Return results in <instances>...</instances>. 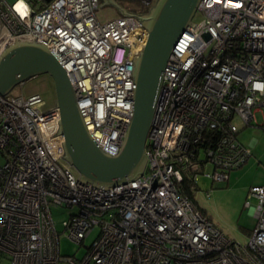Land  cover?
Instances as JSON below:
<instances>
[{
    "label": "built area",
    "instance_id": "obj_1",
    "mask_svg": "<svg viewBox=\"0 0 264 264\" xmlns=\"http://www.w3.org/2000/svg\"><path fill=\"white\" fill-rule=\"evenodd\" d=\"M99 5L0 0V58L16 41L46 46L68 73L88 131L116 155L134 109L132 63L148 32L135 16L101 21ZM59 121L39 93L0 96V264H264V185L250 191L256 224L244 244L183 190L185 181L198 187L201 175L228 180L246 163L252 151L238 121L264 128V0L200 1L165 67L138 179L82 181L65 159ZM58 206L78 208L63 226L86 247L82 256L60 251Z\"/></svg>",
    "mask_w": 264,
    "mask_h": 264
},
{
    "label": "water",
    "instance_id": "obj_2",
    "mask_svg": "<svg viewBox=\"0 0 264 264\" xmlns=\"http://www.w3.org/2000/svg\"><path fill=\"white\" fill-rule=\"evenodd\" d=\"M201 0H156L149 12L135 14L114 0L100 6H116L124 16H135L147 29L146 42L132 63L134 109L118 154L104 152L92 137L78 108L68 73L43 44L16 41L0 58V96L25 81L48 74L56 90L60 133L64 136L65 159L80 179L110 187L143 175L148 135L153 125L167 62L183 32L193 22ZM206 37L209 35L206 34Z\"/></svg>",
    "mask_w": 264,
    "mask_h": 264
},
{
    "label": "rangeland",
    "instance_id": "obj_3",
    "mask_svg": "<svg viewBox=\"0 0 264 264\" xmlns=\"http://www.w3.org/2000/svg\"><path fill=\"white\" fill-rule=\"evenodd\" d=\"M15 0H8L12 3ZM145 11L151 6L142 5ZM101 17H106L108 8L98 9ZM199 19V15L195 17ZM13 94L31 95L39 93L44 99V107L51 108L56 104V90L54 81L48 74L38 75L24 83L16 86ZM256 122H262L260 113H256ZM248 126L243 128L238 121L241 132L239 140L245 144L252 154L246 163L238 169L230 172V177L225 181H213L211 178L200 176L198 187H195L194 197L198 202V206L202 208L204 215L212 221L216 227L230 239L247 243L251 231L256 224V206L258 199L250 193L252 187L264 185V128L261 126ZM0 162L2 160L0 159ZM207 171L212 170L209 165ZM210 191V197L206 196V192ZM77 207L58 206L52 208V215L57 230L60 232L59 248L62 254L82 256L86 247L77 242L72 241L64 235L63 221L70 219L71 215L77 214ZM97 229L85 239L84 244L90 245L97 234Z\"/></svg>",
    "mask_w": 264,
    "mask_h": 264
},
{
    "label": "crops",
    "instance_id": "obj_4",
    "mask_svg": "<svg viewBox=\"0 0 264 264\" xmlns=\"http://www.w3.org/2000/svg\"><path fill=\"white\" fill-rule=\"evenodd\" d=\"M120 7L126 9L127 11L129 12H132V13H135V14H144L146 13V11L142 8V6L138 5L136 2H140L142 3V5L144 4L142 1H139V0H114ZM103 3V0H100V4ZM146 5V4H144ZM101 6L99 5V8ZM102 9H105V8H108L109 11L107 12V16L104 18V17H101L100 15V11L98 10L97 11V15H98V18L101 20V21H107L109 19H113V18H117V17H120V16H124L123 13L121 12H116L117 11V7L116 6H102L101 7Z\"/></svg>",
    "mask_w": 264,
    "mask_h": 264
},
{
    "label": "trees",
    "instance_id": "obj_5",
    "mask_svg": "<svg viewBox=\"0 0 264 264\" xmlns=\"http://www.w3.org/2000/svg\"><path fill=\"white\" fill-rule=\"evenodd\" d=\"M153 6V5H152ZM151 6V7H152ZM150 7V8H151ZM150 10V9H149ZM149 10L148 11H146V12H149ZM183 190H184V192L185 193H187V194H189L192 198H194V190H195V188H193V186H192V184L190 183V182H188V181H185L184 182V184H183ZM200 208V207H199ZM200 210L203 212V210H202V208H200ZM204 214V213H203Z\"/></svg>",
    "mask_w": 264,
    "mask_h": 264
},
{
    "label": "flooded vegetation",
    "instance_id": "obj_6",
    "mask_svg": "<svg viewBox=\"0 0 264 264\" xmlns=\"http://www.w3.org/2000/svg\"><path fill=\"white\" fill-rule=\"evenodd\" d=\"M154 4V3H153ZM152 3L151 4H148L149 6H152L153 5Z\"/></svg>",
    "mask_w": 264,
    "mask_h": 264
}]
</instances>
